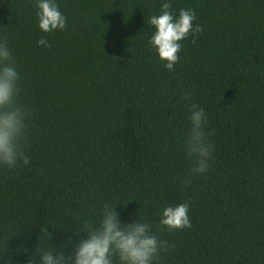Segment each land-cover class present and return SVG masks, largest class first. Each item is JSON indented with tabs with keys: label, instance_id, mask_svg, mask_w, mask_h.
<instances>
[{
	"label": "trees",
	"instance_id": "trees-1",
	"mask_svg": "<svg viewBox=\"0 0 264 264\" xmlns=\"http://www.w3.org/2000/svg\"><path fill=\"white\" fill-rule=\"evenodd\" d=\"M56 3L67 26L46 33L37 0H0L29 112V164L0 165V264H40L37 248L72 255L106 203L168 242L153 264H264V0ZM164 3L203 29L173 71L149 43ZM191 104L213 148L203 174L185 151ZM180 203L192 227L170 231L163 210Z\"/></svg>",
	"mask_w": 264,
	"mask_h": 264
},
{
	"label": "clouds",
	"instance_id": "clouds-1",
	"mask_svg": "<svg viewBox=\"0 0 264 264\" xmlns=\"http://www.w3.org/2000/svg\"><path fill=\"white\" fill-rule=\"evenodd\" d=\"M37 7L39 27L43 32L66 28L67 19L56 0H37ZM171 8V3H164L161 13L150 17L149 22L154 26L155 32L149 43L165 62L164 66L173 71L180 60V42L193 32L200 33L203 29L199 24L193 26L196 15L192 9H181L177 17ZM192 42L195 43V40ZM38 44L51 47L43 38ZM19 79L7 38L0 37V165L9 168L16 167L21 160L23 164H29V158L24 151L29 112L17 103ZM184 98L190 99V95H185ZM190 111L185 151L194 160L192 171L203 174L209 170V161L213 154L212 145L205 132L207 115L196 104H191ZM189 208V203L165 207L160 224L170 231L191 228ZM115 209L116 206L107 203L103 205L99 225H87V230H83L87 233V238L75 246L72 255L65 257L63 252L54 255L51 249L37 248L40 264H153L161 251L168 250V242L153 234L150 223L143 221L141 217L139 222L122 223ZM41 232L48 239L52 238L47 226L42 227ZM171 247L174 248L175 245L172 244ZM23 251L27 254L28 249ZM27 264H34L31 257Z\"/></svg>",
	"mask_w": 264,
	"mask_h": 264
}]
</instances>
